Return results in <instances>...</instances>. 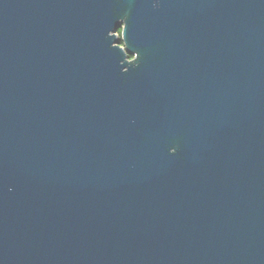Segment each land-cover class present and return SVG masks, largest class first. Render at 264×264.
Instances as JSON below:
<instances>
[{
  "label": "water",
  "instance_id": "95a60500",
  "mask_svg": "<svg viewBox=\"0 0 264 264\" xmlns=\"http://www.w3.org/2000/svg\"><path fill=\"white\" fill-rule=\"evenodd\" d=\"M0 264H264V0H0Z\"/></svg>",
  "mask_w": 264,
  "mask_h": 264
},
{
  "label": "flooded vegetation",
  "instance_id": "af4514ba",
  "mask_svg": "<svg viewBox=\"0 0 264 264\" xmlns=\"http://www.w3.org/2000/svg\"><path fill=\"white\" fill-rule=\"evenodd\" d=\"M128 58H129V59H132V58H133V56H132V55H128Z\"/></svg>",
  "mask_w": 264,
  "mask_h": 264
},
{
  "label": "trees",
  "instance_id": "16d2710c",
  "mask_svg": "<svg viewBox=\"0 0 264 264\" xmlns=\"http://www.w3.org/2000/svg\"><path fill=\"white\" fill-rule=\"evenodd\" d=\"M119 32H120V29L118 30V34H119ZM121 44H122V42H121Z\"/></svg>",
  "mask_w": 264,
  "mask_h": 264
}]
</instances>
